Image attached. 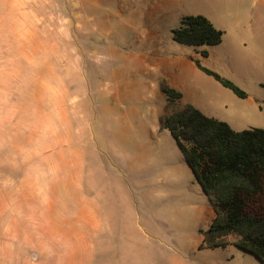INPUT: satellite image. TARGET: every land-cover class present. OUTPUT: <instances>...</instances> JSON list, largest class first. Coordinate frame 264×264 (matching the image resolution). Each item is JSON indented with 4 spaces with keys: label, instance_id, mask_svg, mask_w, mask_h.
Segmentation results:
<instances>
[{
    "label": "rangeland",
    "instance_id": "374dc122",
    "mask_svg": "<svg viewBox=\"0 0 264 264\" xmlns=\"http://www.w3.org/2000/svg\"><path fill=\"white\" fill-rule=\"evenodd\" d=\"M197 15L224 32L220 45L174 41L182 19ZM38 27L64 34L56 65L71 147L58 178L46 155L17 146V137L50 139L53 125L37 108L46 84L30 72L19 92L14 63L12 80L0 81V264H42L45 251L86 254L84 264H254L232 246L200 249L214 211L165 119L193 105L235 131L264 130V0H0V43L36 42ZM164 87L182 99L172 106ZM25 180L36 188L21 210Z\"/></svg>",
    "mask_w": 264,
    "mask_h": 264
},
{
    "label": "trees",
    "instance_id": "16d2710c",
    "mask_svg": "<svg viewBox=\"0 0 264 264\" xmlns=\"http://www.w3.org/2000/svg\"><path fill=\"white\" fill-rule=\"evenodd\" d=\"M174 41L188 47H215L224 32L202 15L187 16L173 31ZM202 55L208 57V51ZM240 98H247L233 82L205 70ZM171 105L182 94L166 87ZM165 127L208 197L214 211L201 250L235 247L264 264V130L235 131L227 122L204 115L193 105L175 111Z\"/></svg>",
    "mask_w": 264,
    "mask_h": 264
},
{
    "label": "crops",
    "instance_id": "0c3cea01",
    "mask_svg": "<svg viewBox=\"0 0 264 264\" xmlns=\"http://www.w3.org/2000/svg\"><path fill=\"white\" fill-rule=\"evenodd\" d=\"M30 34L36 40V42L33 41L31 44L20 42L14 45L10 43H0V81L1 78L11 81L12 75L15 74L16 67L18 81L22 82L18 90L19 92L24 93V90L21 91V89L24 87L23 83L27 81L25 75H28L30 72H32L31 76L34 77V81L46 84L41 88L42 100L38 102L37 108L40 111V115L44 116V126H49L48 122L53 125L51 127L53 130L50 139L48 134H44L42 136V142L38 144L33 143L28 138L22 140L19 137L16 138L15 142L18 144L17 146L19 148H24L26 151L30 150L29 157L40 156L42 158L43 155H46V164L49 165V168L51 172L55 174V177L59 178L62 171L60 164L66 161V157L64 158L62 150L71 147L72 140L71 136L69 137L67 134V129L71 126L69 120L70 117L68 115L69 102L67 96L69 93L64 86L59 68L56 65V59L59 55L61 45L58 41L55 42V40H58L59 37H63L64 34H60L58 28L49 29L48 27H38V29H34ZM13 58H16L15 62H13ZM14 63L15 67L13 73L12 71ZM64 98L66 99L64 100ZM4 109L6 110L7 108L4 107ZM19 116H21V114H19ZM3 118H6L4 128H6L7 131L12 130L14 127V122H12L13 114L10 112V110H8V113H5ZM48 140H51L50 142L54 144L53 147L47 146ZM34 147L36 149H28ZM74 159L71 160V163H74ZM57 181L59 182V179H57ZM35 188L36 184L27 180H25L20 186L21 192H23V198L16 200V203L18 206L22 207L21 210H23L25 205L28 207L33 205L30 194H32ZM4 203L5 205L10 204L8 201H5ZM82 215L83 219L89 222L90 225H93L92 220L94 216L90 213V211L82 213ZM17 235H19V233H16V236ZM72 236L75 238L76 235L65 233L63 237L64 240H73L74 238ZM9 251H12V249L10 248ZM45 252L48 253L44 255L43 258H40L42 264H84L82 260L86 258V254L80 255L76 252H68L67 254L49 253L50 251ZM243 255L249 254L244 253ZM245 257H247V259L252 261L254 264H262L256 257L252 255Z\"/></svg>",
    "mask_w": 264,
    "mask_h": 264
},
{
    "label": "bare ground",
    "instance_id": "6f19581e",
    "mask_svg": "<svg viewBox=\"0 0 264 264\" xmlns=\"http://www.w3.org/2000/svg\"><path fill=\"white\" fill-rule=\"evenodd\" d=\"M67 94H68V93H67ZM66 96H67V95H66ZM65 99H66V98H64V100H65ZM65 102H66V101H65ZM66 104H67V103H66ZM66 109H67V108H66ZM67 111H68V110H67ZM68 113H69V112H68ZM68 115H69V114H68ZM68 115H67V117H68ZM66 120H67V119H66ZM69 120H70V118H69ZM62 139H63V138H62ZM76 158H77V157H76ZM77 159H78V158H77ZM75 160H76V159H75ZM65 165H66V164H65ZM74 165H75V164H74ZM74 171H75V170H74ZM74 175H76V174H74ZM77 176H78V175H77ZM88 215H89V214H88ZM88 215H87V216H88ZM90 216H91V215H90ZM91 219H92V218H91ZM91 219H90V220H91ZM72 237H73V236H72ZM75 237H77V236H75ZM73 238H74V237H73ZM77 239H78V238H77ZM75 240H76V238H75ZM77 241H78V240H77Z\"/></svg>",
    "mask_w": 264,
    "mask_h": 264
}]
</instances>
